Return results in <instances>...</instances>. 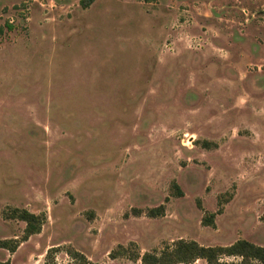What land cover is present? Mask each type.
Masks as SVG:
<instances>
[{"label": "rangeland", "instance_id": "374dc122", "mask_svg": "<svg viewBox=\"0 0 264 264\" xmlns=\"http://www.w3.org/2000/svg\"><path fill=\"white\" fill-rule=\"evenodd\" d=\"M9 207L45 215L0 248L12 264L52 247L57 264H141L109 255L130 241L264 246V0H0V239L26 227Z\"/></svg>", "mask_w": 264, "mask_h": 264}, {"label": "trees", "instance_id": "16d2710c", "mask_svg": "<svg viewBox=\"0 0 264 264\" xmlns=\"http://www.w3.org/2000/svg\"><path fill=\"white\" fill-rule=\"evenodd\" d=\"M96 0H82L84 7H89ZM150 1V0H147ZM204 148H213L217 143L209 140L198 141ZM173 190L172 195L177 197L184 196L182 187L174 180L171 184ZM168 200V197L166 198ZM222 202H219V205ZM198 205L202 208L201 200ZM134 216H141L143 210L133 208ZM223 212L220 207L217 212H206L202 218L204 226L216 227V216ZM166 204L150 208L147 216L156 218L165 216ZM4 217L7 219L21 220L26 223L24 233L21 237L0 239V248H5L11 253L17 251L19 246L27 241L32 235L39 234L42 231L45 215L34 213L26 208L9 207L4 211ZM129 213L126 214V217ZM264 222V214L261 216ZM57 247L50 248L43 264H57L53 252L58 251ZM68 254L79 264H99L89 259L83 252L79 250H69ZM112 259L127 258L130 261L141 264H194L196 261L203 259L206 264H264V246L258 245L247 239H238L230 245L205 246L196 240H188L185 238L166 242L161 249H153L142 253L140 246L135 241L128 244H119L117 248L110 252ZM0 264H12L11 260H0Z\"/></svg>", "mask_w": 264, "mask_h": 264}, {"label": "crops", "instance_id": "0c3cea01", "mask_svg": "<svg viewBox=\"0 0 264 264\" xmlns=\"http://www.w3.org/2000/svg\"><path fill=\"white\" fill-rule=\"evenodd\" d=\"M260 245H263V244H260ZM141 251H142V253H144L146 250L143 251V250L141 249ZM200 260H202V262H203L202 264H206V261H205V260H203V259H200ZM139 261H140V260H139Z\"/></svg>", "mask_w": 264, "mask_h": 264}]
</instances>
